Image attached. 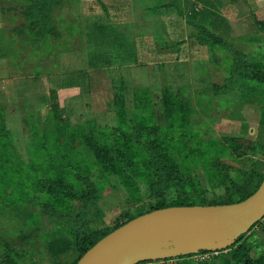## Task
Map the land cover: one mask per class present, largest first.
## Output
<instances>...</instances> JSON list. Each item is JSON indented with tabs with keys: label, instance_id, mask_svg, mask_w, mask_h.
<instances>
[{
	"label": "rangeland",
	"instance_id": "rangeland-1",
	"mask_svg": "<svg viewBox=\"0 0 264 264\" xmlns=\"http://www.w3.org/2000/svg\"><path fill=\"white\" fill-rule=\"evenodd\" d=\"M26 4L0 0V264H74L80 233L230 200L264 159V0H65L36 48Z\"/></svg>",
	"mask_w": 264,
	"mask_h": 264
},
{
	"label": "water",
	"instance_id": "water-1",
	"mask_svg": "<svg viewBox=\"0 0 264 264\" xmlns=\"http://www.w3.org/2000/svg\"><path fill=\"white\" fill-rule=\"evenodd\" d=\"M264 217V178L244 200L225 205L152 210L114 229L75 264H139L218 252Z\"/></svg>",
	"mask_w": 264,
	"mask_h": 264
},
{
	"label": "trees",
	"instance_id": "trees-1",
	"mask_svg": "<svg viewBox=\"0 0 264 264\" xmlns=\"http://www.w3.org/2000/svg\"><path fill=\"white\" fill-rule=\"evenodd\" d=\"M65 0H27V4L24 7L23 12V21L26 25H28V29L25 30V34L29 33L30 40L29 45L33 48L38 47V44L45 40L46 37L53 36L55 32H57L52 24L51 20V8L53 6L60 5ZM259 27L264 28L263 24H259ZM20 28V27H19ZM24 28V27H23ZM13 31L18 35L22 34V29H13ZM199 44H205V42L198 41ZM250 75L259 81L262 85H264V73L262 72H249ZM264 104V103H263ZM253 145L258 148L260 151L264 153V123L258 124L256 129L255 138L253 141ZM264 178V159L258 158L253 160L250 163L249 169L243 174L241 177V180L239 184L233 185L232 190L234 197L230 200H226L222 203H211L208 205L203 204H185L180 198H178L175 202L172 204L166 205L165 202L162 200L155 201L153 206L150 207L148 210L142 211L139 214H136L134 216L128 217L126 220L115 224L114 227L109 230L108 232H104L101 234H98L96 236H90L85 233H80L77 237V250L79 251V257L93 244H95L98 240H100L102 237L113 231L114 229L118 228L119 226L123 225L127 221L148 213L152 210L162 209L166 207H179V206H209V205H225V204H233L240 202L250 196L259 186L260 182ZM259 225V222L254 224L247 233L240 235L232 246L228 247L225 250L216 252V256H218V260L221 264L224 262H229L231 264H264V254L261 252H254V247L261 246L264 247V237H260V239L253 245L248 244L244 245L245 240L250 235L251 232ZM262 229V227H261ZM264 230V229H263ZM259 234V233H257ZM202 253V252H201ZM78 257V258H79ZM191 256H179L177 258L172 259H166L162 260L163 262L168 260H183L182 264H188L186 261L187 258H190ZM214 259V257L212 258ZM77 261V260H76ZM154 262H160V261H154ZM150 263V262H145ZM145 263H139V264H145ZM75 264V263H74Z\"/></svg>",
	"mask_w": 264,
	"mask_h": 264
},
{
	"label": "built area",
	"instance_id": "built-area-1",
	"mask_svg": "<svg viewBox=\"0 0 264 264\" xmlns=\"http://www.w3.org/2000/svg\"><path fill=\"white\" fill-rule=\"evenodd\" d=\"M261 222H264V217L259 221V223ZM190 259H193L196 263L197 262H202V261H205L207 258H209L210 256H216V252H199L197 254H193V255H190ZM154 263H163V261H160V262H150V263H147V264H154Z\"/></svg>",
	"mask_w": 264,
	"mask_h": 264
},
{
	"label": "crops",
	"instance_id": "crops-1",
	"mask_svg": "<svg viewBox=\"0 0 264 264\" xmlns=\"http://www.w3.org/2000/svg\"><path fill=\"white\" fill-rule=\"evenodd\" d=\"M216 1H218V0H216ZM230 4H231V3H229V1H227L226 4H222V6L225 7V8H226V6H228V5H229V6H233L232 4H231V5H230ZM256 24H257V23H256ZM12 31H13V29H12ZM17 66H18V65H17ZM18 67H19V66H18ZM18 67H17V68H18ZM19 78H21V77L19 76ZM145 264H146V263H145Z\"/></svg>",
	"mask_w": 264,
	"mask_h": 264
}]
</instances>
